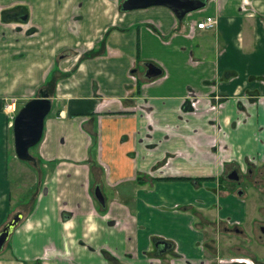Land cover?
<instances>
[{
    "label": "crops",
    "instance_id": "1",
    "mask_svg": "<svg viewBox=\"0 0 264 264\" xmlns=\"http://www.w3.org/2000/svg\"><path fill=\"white\" fill-rule=\"evenodd\" d=\"M200 1L177 20L120 0H0V98L50 102L34 163L15 169L34 192L0 264L242 256L257 208L227 174L264 171V0ZM206 17L213 28L195 29ZM8 134L0 105V228L14 215Z\"/></svg>",
    "mask_w": 264,
    "mask_h": 264
},
{
    "label": "water",
    "instance_id": "2",
    "mask_svg": "<svg viewBox=\"0 0 264 264\" xmlns=\"http://www.w3.org/2000/svg\"><path fill=\"white\" fill-rule=\"evenodd\" d=\"M200 0H122L119 8L121 11L142 10L149 7H165L171 11L177 20H181L186 14L202 8ZM144 78L150 79L159 74V70L151 64H144ZM50 110V102L45 94H40L39 99L27 101L16 113L12 120L11 137L14 157L27 163H34V158L29 154V149L35 146L41 139L43 120ZM235 172L227 175V179L236 180ZM95 198L100 205L103 204L98 189H95ZM21 218L15 213L0 228V251L9 238L13 229ZM264 238V227L259 228ZM162 243L163 242H158ZM163 252V251H161Z\"/></svg>",
    "mask_w": 264,
    "mask_h": 264
},
{
    "label": "rangeland",
    "instance_id": "3",
    "mask_svg": "<svg viewBox=\"0 0 264 264\" xmlns=\"http://www.w3.org/2000/svg\"><path fill=\"white\" fill-rule=\"evenodd\" d=\"M13 1L22 2L24 5L27 2V0H13ZM8 138H9L8 141H9L10 147H9V150L7 151V154H6L7 176L9 178L8 180L10 182L11 194H12L11 195L12 196L11 209L13 211L12 213L15 214V213H17L16 209L19 208V205L23 204L26 200L27 201L30 200V198L34 192V188L32 186V182H31L32 179H26V177L24 178V176H23L24 172H22V174L21 173L15 174V169L17 167L28 168L30 166V164L28 165V163L20 162V161L16 160L15 158L13 161L11 160V157H13V151H12V143L10 140V134H8ZM35 146H33L29 149V153L32 156L35 155V149H36ZM259 159L260 158H258V162H259ZM15 165H18V166H15ZM247 180L242 178V179H240L239 183H232L230 185L232 188H236V189L243 191V193H244L243 198L245 197L247 200L249 199L248 202L251 201L250 203H254V206L257 208L253 211V213H255L257 215L253 214V217H252V220L255 219V221L251 222V220H247L245 225L243 226V228L246 227V229H245L246 235L242 236L244 238L241 237L240 240L242 241L241 243L243 246H245L246 250H244V252L241 251L240 255H242V256H239V255L238 256L251 259V256L253 255V253H255V255L260 256V257H255V258L261 259V258H264V250L259 251V249H257V251L260 253V254H257V252H255L254 248H255V246H257V244L258 245L262 244L264 246V239L262 238V235L260 234V232L258 230V227L264 226V216H263V214H264V171L261 172V168L258 167L256 170V173L252 174V176H249ZM17 193H19V195H17ZM13 196H15V197H13ZM35 206H36V204L34 205V207ZM249 206L251 207L250 204H249ZM22 224H23V222L19 225H22ZM254 224H257V226L254 227ZM236 238L239 239L238 237H236ZM6 243L8 244V246H10V244H11L10 237H9V239H7ZM241 260H244V259H241Z\"/></svg>",
    "mask_w": 264,
    "mask_h": 264
},
{
    "label": "flooded vegetation",
    "instance_id": "4",
    "mask_svg": "<svg viewBox=\"0 0 264 264\" xmlns=\"http://www.w3.org/2000/svg\"><path fill=\"white\" fill-rule=\"evenodd\" d=\"M121 2V1H120ZM4 10V9H3ZM3 10H0V15L2 14V12H3ZM15 17L16 18H18V19H20V20H24L25 19V16H24V14L23 13H21V12H16L15 13ZM214 21H215V19L213 18V17H211ZM214 25H215V23H214ZM213 25V26H214ZM213 26H212V28H213ZM211 29V28H210ZM9 99H13L14 100V112H13V114H11V115H6L4 112H3V106H4V104L9 100ZM34 99H39V96L37 97V98H34ZM30 100H33V99H30ZM30 100H27V101H30ZM213 100V99H212ZM221 100V97H219V96H217V100L216 101H214L215 103H218V101H220ZM27 101H22V100H20V99H18V98H15V97H3V98H0V105H1V113L6 117V119H7V127L10 129V132H11V125H12V120H13V118H14V116L16 115V113H17V111L27 102ZM188 103V102H187ZM189 105V104H188ZM190 107V106H189ZM11 143H12V137H11ZM13 151V150H12ZM30 154V153H29ZM14 155V154H13ZM233 172V171H232ZM235 172V175H236V180L234 181V180H229V181H232V182H234V183H239V181H240V179H242L243 177H244V174L246 173L245 172V169L243 168V166L241 165L239 168H238V170H237V172L236 171H234ZM230 173H228L227 175H229ZM195 182V181H194ZM237 192H239V194L240 193H242V191L241 190H237ZM20 214V213H19ZM21 215V214H20ZM261 227H264V226H261ZM260 228V227H259ZM259 230V229H258ZM260 232V231H259ZM261 234V233H260ZM262 235V234H261ZM262 238H263V235H262ZM264 239V238H263ZM227 257H229V256H225V257H220L219 256V258L218 259H216L215 260V262H216V264H227V262L225 261L226 260V258ZM236 259H244L245 261H248V262H250L251 264H257L255 261H253L252 259H249V258H246V257H235ZM233 264H244V262H240V263H238V262H235V263H233Z\"/></svg>",
    "mask_w": 264,
    "mask_h": 264
},
{
    "label": "built area",
    "instance_id": "5",
    "mask_svg": "<svg viewBox=\"0 0 264 264\" xmlns=\"http://www.w3.org/2000/svg\"><path fill=\"white\" fill-rule=\"evenodd\" d=\"M215 21L211 18V17H206L203 21L198 22L195 24V29L197 30H204V29H210L212 28V26L214 25ZM188 100L189 102V106L192 110L195 109V103H196V99H192ZM217 97H214L213 101H216ZM211 109L213 108L212 106L210 107ZM14 100L13 99H9L3 106V112L6 115H11L14 112ZM227 264H233L235 262H244V264H251L248 261L245 260H241V259H236L235 257H227L226 260Z\"/></svg>",
    "mask_w": 264,
    "mask_h": 264
},
{
    "label": "trees",
    "instance_id": "6",
    "mask_svg": "<svg viewBox=\"0 0 264 264\" xmlns=\"http://www.w3.org/2000/svg\"><path fill=\"white\" fill-rule=\"evenodd\" d=\"M121 1V0H120ZM195 181V180H194Z\"/></svg>",
    "mask_w": 264,
    "mask_h": 264
}]
</instances>
